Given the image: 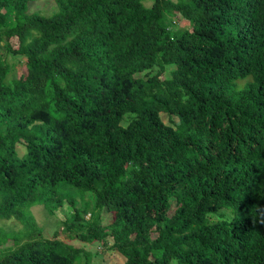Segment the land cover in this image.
Returning <instances> with one entry per match:
<instances>
[{"label":"trees","instance_id":"16d2710c","mask_svg":"<svg viewBox=\"0 0 264 264\" xmlns=\"http://www.w3.org/2000/svg\"><path fill=\"white\" fill-rule=\"evenodd\" d=\"M36 1L0 0V264L80 261L36 205L122 264H264V0Z\"/></svg>","mask_w":264,"mask_h":264},{"label":"rangeland","instance_id":"374dc122","mask_svg":"<svg viewBox=\"0 0 264 264\" xmlns=\"http://www.w3.org/2000/svg\"><path fill=\"white\" fill-rule=\"evenodd\" d=\"M153 0H146L145 5L148 6L152 3ZM176 1V0H173ZM54 5L51 0H40L33 2L29 5L28 13H41L42 15L49 16L54 11ZM176 28L182 27L180 22H177L175 25ZM175 29V27H174ZM6 61L11 65L12 71L9 74L8 78L19 77L21 74L26 72L24 59L18 56H4ZM166 115H162V120L164 123H169L166 118ZM127 122L126 118L124 119V123ZM18 151L20 155L23 153V147L19 146ZM89 199L92 200V197L89 196ZM93 201V200H92ZM30 211L36 221V224L42 230V233L45 237L53 239L54 232H60L59 238L64 240L66 243L71 244L73 247L79 248L82 253L80 255V261L76 264H122L125 259L120 254L110 251L104 250L101 246L97 244H88L78 239H71L63 230L59 218L56 215L48 213L44 206L36 205L30 208ZM89 215H87L86 219H88ZM104 218V217H103ZM1 226L5 229V231H12L21 228V225L17 224L13 221H8L2 223ZM6 248V246H2L1 249Z\"/></svg>","mask_w":264,"mask_h":264}]
</instances>
